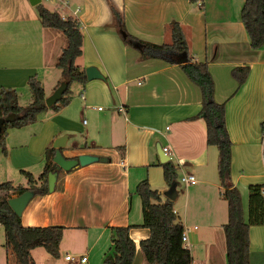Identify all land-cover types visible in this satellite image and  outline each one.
Here are the masks:
<instances>
[{
  "label": "crops",
  "instance_id": "obj_1",
  "mask_svg": "<svg viewBox=\"0 0 264 264\" xmlns=\"http://www.w3.org/2000/svg\"><path fill=\"white\" fill-rule=\"evenodd\" d=\"M39 2L62 16L78 19L82 39L75 62L81 67L94 65L103 77L71 82L69 102L39 112L37 126L22 134V139H15L20 131L13 130L9 133L14 139L9 142L7 133L5 152L0 149V177L15 168L35 176L43 166L44 148L52 146L61 134L67 135L61 147L63 156L93 153L107 157L69 171L59 170L54 189L34 194L19 215L22 225L60 224V239L71 238V252L64 249L61 261L48 258L46 264H87L93 258L101 259L109 245L108 226L141 221L140 202L136 204L132 197L140 179L145 177L160 198H166L157 143L168 148V159L179 176L192 174L195 178L184 183L180 193L176 188L172 199V209L185 231L183 245L189 250L191 264H224L221 225L226 220V202L216 174L217 151L205 143L204 121L198 115L199 88L177 63L160 56L140 57L137 47L125 43L109 4L119 11L123 31L144 41L169 42L168 23L177 21L191 58L206 62L213 80V99L224 103L231 142L230 180L239 191L244 216L247 186L264 181L260 159L264 43L259 48L249 46L239 17L243 0ZM65 42L60 30L40 24L34 4L28 0H0V86L14 88L18 102V95L27 92V77L34 74L44 96L48 95L61 78L54 63ZM244 65L247 74L237 85L230 69ZM19 184L25 185V181ZM147 234L146 227L130 228L133 260L139 250L138 239ZM248 238V263L264 264V223L249 225ZM66 253L85 254V262L65 259ZM0 264H16L4 240L0 242ZM32 264H36L34 259Z\"/></svg>",
  "mask_w": 264,
  "mask_h": 264
},
{
  "label": "trees",
  "instance_id": "obj_2",
  "mask_svg": "<svg viewBox=\"0 0 264 264\" xmlns=\"http://www.w3.org/2000/svg\"><path fill=\"white\" fill-rule=\"evenodd\" d=\"M194 1V0H193ZM40 24L60 30L66 42L60 48L54 65L59 68L66 87L58 100L49 106L44 104V93L39 80L34 74L26 79L30 100L21 105L17 102L16 90L0 86V116L14 113V117L3 123L0 131V149L5 152V129L18 127L35 120L36 115L47 109L56 110L70 99L69 85L73 81H86L84 67L75 62L81 53L82 34L80 23L71 15L62 16L56 9H49L41 2L34 4ZM112 18L121 34L122 40L137 47L140 57L160 56L170 63H177L189 80L200 91V109L198 115L204 121L205 143L216 148V174L221 187V196L226 202V220L222 223L224 236V264H249L248 228L252 224L264 223V210L259 194L260 184H249L247 193V215L243 218L240 194L230 180V139L225 126L224 103L213 99V80L206 62L193 60L188 52L187 42L180 24L173 20L168 23L169 42L153 43L144 41L127 33L118 10L109 4ZM241 23L246 32L251 48H259L264 43V0H243L239 11ZM248 66H233L231 75L240 85L247 74ZM58 81V82H59ZM264 146V143H263ZM54 147L44 148L42 169L35 176L20 169L25 176V185L13 184L10 180L0 181V226L3 230L4 245H9L16 264H32L29 249L41 244L51 252L55 251L61 235L60 224L22 225L7 204V198L25 189H32L34 194L47 192L46 173L54 168L51 160ZM165 184L175 179L176 165L167 159L157 162ZM72 167L66 171H69ZM61 170L60 168L58 171ZM133 191L139 196L141 221L139 224L111 225L109 245L100 264H131L134 256V241L129 236L130 228L142 226L148 234L138 239L137 245L144 259L149 264H191L187 247L181 241L182 223L172 209V200L161 199L157 190L152 188L147 179H140Z\"/></svg>",
  "mask_w": 264,
  "mask_h": 264
},
{
  "label": "water",
  "instance_id": "obj_3",
  "mask_svg": "<svg viewBox=\"0 0 264 264\" xmlns=\"http://www.w3.org/2000/svg\"><path fill=\"white\" fill-rule=\"evenodd\" d=\"M30 4H35L39 2V0H28ZM84 74L86 79L91 78H102V74L98 71L97 67L94 65H86L84 67ZM66 87V82L61 80L57 83V85L52 89V91L44 96V104L49 106L50 104L56 102L58 98L61 96L63 90ZM14 117V113H8L4 116H0V131L4 122L11 120ZM66 134H61L55 137L52 141V147H54L53 155L51 160L54 162V168L52 170L47 171L46 173V189L47 191H52L54 189L55 180L57 176L58 169L68 170L72 167H76L78 165H84L92 161H105L107 157L104 155H97L93 153H79L73 157H65L61 154V147L64 145ZM155 151L158 156L159 162L166 161L169 156L165 153L159 144L155 145ZM162 194L167 199H174L176 196V181L175 179L171 180V182L167 185V187L162 191ZM34 195V191L32 189H25L20 193L10 196L7 198V204L11 208V210L16 214L20 215L23 208L29 201V199Z\"/></svg>",
  "mask_w": 264,
  "mask_h": 264
},
{
  "label": "rangeland",
  "instance_id": "obj_4",
  "mask_svg": "<svg viewBox=\"0 0 264 264\" xmlns=\"http://www.w3.org/2000/svg\"><path fill=\"white\" fill-rule=\"evenodd\" d=\"M45 1V0H43ZM28 88V86H27ZM46 90L48 91V87L46 88ZM18 103L21 104V105H25L29 100H30V93H29V89H27V92L25 93H21L18 95ZM84 116H87V114H84ZM37 126V123L34 121L32 122H29L27 124H24V125H21V126H18V127H14V126H8L6 129H5V135L7 133H9L10 131H13L14 132H17V131H20L19 134H16L15 135V139H17L18 137H21V139L23 138V136H25V132H29L31 130H28L30 128H34ZM15 129H19V130H15ZM22 134H24L23 136H21ZM12 134L9 133V139L8 141H12L14 138V135L13 136H10ZM4 141H5V138H4ZM12 172H8L7 174L8 175H5L4 177H0V181H3L5 179H10V181L13 183V184H16V183H23L26 178L25 176L21 173L20 170H18V168H15L14 170H12ZM33 171L35 173L38 172V168H33ZM178 172L176 170V180L178 181ZM183 182H180L178 181L177 185H176V188L179 190V193H180V190L183 189ZM133 199L136 201V204L137 202L139 203L140 200H139V196L133 192ZM246 215H247V207H245V210H244V216L243 218L246 219ZM64 236H66V233L64 234ZM4 240V237H3V230H2V227L0 226V242H3ZM60 240V241H59ZM58 240V248L56 247L55 251L51 252L50 250H48L45 246L41 245V244H38V245H35L33 247H31L32 249L30 250V258L33 260H35V263L36 264H46L47 263V260L49 261L48 258H52V260L54 261V259H56L57 257H59V261L60 258H62L63 254H64V249H66L68 252H71V249L68 248V246L70 245L69 244V241L71 242V238L68 240L67 237H63L62 239L59 238ZM101 243V240L100 242ZM98 243V244H99ZM66 244V246H65ZM99 246V245H97ZM96 246V247H97ZM46 258V261H44V259ZM101 262V259H99L98 257L95 259H91L88 261L87 264H100ZM75 263V262H74ZM72 263V264H74ZM77 263V262H76ZM54 264H59V263H54ZM132 264H149L143 257V254L140 250H138L136 256L134 257V260H133V263Z\"/></svg>",
  "mask_w": 264,
  "mask_h": 264
},
{
  "label": "built area",
  "instance_id": "obj_5",
  "mask_svg": "<svg viewBox=\"0 0 264 264\" xmlns=\"http://www.w3.org/2000/svg\"><path fill=\"white\" fill-rule=\"evenodd\" d=\"M161 149L165 153H167V151H168V148L166 146H162ZM260 159H261V163H262V173H263V176H264V146H263V143H262V150H261ZM194 180H195V178H194V176L192 174H181L178 177V181L183 182L185 184L192 183ZM259 194H260V197H261L262 208L264 210V181H263L262 185L259 188ZM185 240H186L185 231H184V229H182V232H181V241H182V243H184ZM64 258L65 259H69V260H76L79 263L85 262V259H86L85 254L70 255L68 253H66L64 255Z\"/></svg>",
  "mask_w": 264,
  "mask_h": 264
}]
</instances>
